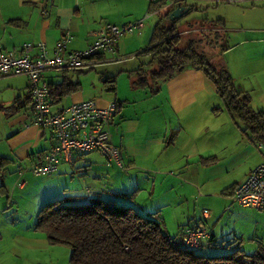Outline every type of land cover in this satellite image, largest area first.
I'll return each mask as SVG.
<instances>
[{
    "label": "crops",
    "instance_id": "obj_1",
    "mask_svg": "<svg viewBox=\"0 0 264 264\" xmlns=\"http://www.w3.org/2000/svg\"><path fill=\"white\" fill-rule=\"evenodd\" d=\"M213 1L222 0H182L180 5L189 7L193 4L198 7L199 4ZM149 2L0 0L1 51L20 55L23 44L29 43L33 48L29 50L28 55L33 58L38 55L36 44L43 42L48 53L52 54L55 44L65 33L71 36L66 50H82L93 40L94 32L108 23L123 25L141 20V30L151 15L154 17L160 13L164 14L170 7L168 4L158 11L150 12ZM43 10L46 14L42 13ZM152 29L146 46L139 48V53L148 48ZM219 30L224 32L227 28ZM241 30L243 32L238 36V42H231L227 49L219 51L218 56L224 58L220 63L226 66L234 83L242 72L247 71V75L255 78L251 82L255 89L259 75L263 77L264 82V63L260 62L264 54V28L261 26L254 30ZM123 44L119 38L115 45V54L105 52L100 56V61L122 52L121 48L125 47ZM236 48H241L239 55L230 56ZM139 50L125 54L132 57ZM248 69L251 71L248 72ZM85 71L88 70L81 72ZM48 73L60 76L59 72H47L48 81H61ZM12 76H22L25 79L22 83L7 85L12 94L8 99H2L5 97L4 89L1 90L2 80L11 76L0 77V264H43L42 252L47 249V239L43 232L34 229V222L39 207L48 200L74 196L78 201L86 202L91 198L100 197L131 205L144 215L157 212L156 218L161 222L163 231L171 236L160 218L161 207L164 206L160 203V198L154 197L156 177L151 175V169L173 166L168 175L174 179L164 178L162 182L170 188L176 185L177 188L184 189L183 192H177L175 196L164 200L179 203L186 209L187 220L178 226L177 233L180 236L183 227L197 224L202 214H206L204 220L207 223V220L214 218L215 212H220L223 205L225 211H231L234 204L231 201L234 187L262 160L258 145L243 136L238 126L232 128L233 133L230 135L218 132L212 139L208 136L203 140L195 133L193 126L198 122L202 124L200 133L210 131L209 126L205 124L204 115L212 109L209 106L213 99L218 100L219 96L212 81L201 70L187 67L172 78L158 83V90L155 92H151L147 87H135L130 83L131 90L124 95L115 92L114 97L108 94L94 97L91 94L85 95L81 86L77 92L64 97V103L62 100L59 104L52 105L53 109H60L71 102L93 98L99 105L104 106L110 100H115L119 108L110 124L111 140L119 148L124 168L120 169L97 151L74 154L72 163L62 162L56 172L48 175L50 178H69L72 180L70 185L65 183L63 189L58 188L50 192L54 194L41 196V189H36L35 184L29 182L28 171L25 169L32 161L41 158L51 149L55 139L49 129L23 125L31 117L27 78L25 75ZM74 81L80 82L77 79ZM237 87L250 93L242 86ZM252 97L251 95V101ZM196 112H201L202 116H194ZM167 117L175 127H172L175 136L170 140V144H165L166 137L160 133V125L167 123ZM229 146L232 150H228ZM169 147L171 151H168ZM22 168L20 177L17 170ZM182 172L186 174V180L181 176ZM179 179L185 184L180 185ZM186 190H194V197H190ZM134 191V196H129ZM30 193H35V197L26 196ZM123 193L126 195H122ZM144 194L148 196V200ZM166 196L169 197L170 194L163 198ZM25 200H35L36 204L31 211L24 209ZM28 212L34 222L28 220L30 222L23 227L22 220ZM210 234L211 237L214 236L212 231ZM35 239L41 241L37 246L30 244V241ZM27 251H31V256Z\"/></svg>",
    "mask_w": 264,
    "mask_h": 264
},
{
    "label": "trees",
    "instance_id": "obj_2",
    "mask_svg": "<svg viewBox=\"0 0 264 264\" xmlns=\"http://www.w3.org/2000/svg\"><path fill=\"white\" fill-rule=\"evenodd\" d=\"M149 3L150 12L158 11L168 4L170 7L155 22L149 46L142 52L151 57L150 63H155L156 67L146 72L141 64L133 71V86L147 87L155 92L158 83L172 78L187 67L201 70L214 84L223 110L233 120L240 122L237 125L240 133L251 142L264 145V110L252 107L250 93L235 85L225 65H214L212 59L215 54L207 55L205 49V45L212 42H206L203 38L195 39L194 36L181 46L183 41L176 26L178 19L170 21L169 13L182 4V0H155ZM189 7L188 13L196 9L193 4ZM221 24L223 21L219 19V22L209 26L215 29H209L214 32L215 39L227 37L225 31L219 30L222 29ZM222 47L221 52L228 46ZM60 73V82L49 81L51 105L59 104L64 97L81 88L80 82L67 76L66 71ZM104 82L113 84L115 81L114 78H106ZM112 84L107 87L114 90ZM29 101L31 103L30 96ZM221 110L212 108L214 112ZM19 171L23 173V168L17 170L18 175ZM134 194L135 191L129 196L133 197ZM157 214L144 215L131 205L100 197L85 202L78 201L74 196H64L48 200L39 207L34 229L43 232L50 244H64L69 248L68 264H264V247L259 246L258 250L246 254L238 236L227 243V248H232L229 252L213 256L199 254L196 250L204 244L213 245L214 236L210 234L197 247H190L182 241L181 236L184 228L191 225L184 226L180 236L171 237L163 231Z\"/></svg>",
    "mask_w": 264,
    "mask_h": 264
},
{
    "label": "rangeland",
    "instance_id": "obj_3",
    "mask_svg": "<svg viewBox=\"0 0 264 264\" xmlns=\"http://www.w3.org/2000/svg\"><path fill=\"white\" fill-rule=\"evenodd\" d=\"M165 11L167 12L168 8ZM164 14L160 13L154 17L153 15H151V17L147 20V22H145L144 27L141 30L140 28L135 29L132 32H128L121 36L120 41H123V45H125V47L121 48L122 52L120 51L119 54L115 56L112 55L113 57L110 59L100 61L98 66L91 70L85 72L70 71L66 74H69V77H73L74 80H80V84L83 87V92L85 95L91 94V96L99 97L104 94H108V96L114 97L115 92H118L120 95H124L125 93L129 92L131 90L130 83L132 84L135 78L133 71L138 69L141 64L143 65V69L146 72H149L151 69H154L156 67L155 63H150L151 57L148 54L139 53L141 50H139V48H144L146 46L145 44L148 40L147 38L149 37L155 20L159 19ZM219 19L223 21V25L221 24V27L227 28V30L225 31L227 37H217L215 39L214 32H211L209 30L212 29L213 31H215V29L209 28V26L211 24L214 25L219 22ZM176 26H178V30H180L181 41H183L181 46L185 45L189 37L194 36L195 39L203 38V40L206 42H212L208 43L207 46L205 45L206 54H215L212 62L215 66H219V64L221 65L220 62L224 61V58L218 56V53H220L219 51H221V49L223 48L222 46H228L232 44L231 42H238L236 40H238V36L242 34V28L249 30L258 29L261 26L262 28H264V1L254 2L248 0L245 2H228L222 0L199 4V6L196 7L194 11L178 18ZM136 50L139 51H137L132 57H130L129 54H125L134 52ZM240 51L241 48H236L229 55H234V57H236L239 55ZM116 59L121 60L114 61ZM260 62L264 63V54L262 56V59H260ZM249 70L250 69H248V72L251 71ZM48 75L55 78L56 80H60L62 78L61 76H54L52 73H48ZM106 78H114L115 82L113 84L112 82L105 83L104 80ZM24 79L25 78L22 76H11L3 79L1 90L4 89L5 97H2V99H8V97H10V95L12 94L10 89L6 87L7 85L22 83ZM254 79L255 78H253L251 75H247V71H245L241 73L240 77H237L236 82L240 85H238L236 82L235 85L240 87L242 86L243 88H246L250 91V94L253 96L251 101V105L253 108L264 109V82L262 81L263 77L259 75L258 86L255 85V89L251 86V82ZM108 84L114 85L116 89L112 91L111 89H109L110 87H107ZM65 101L66 98L63 100V103ZM209 107H218L222 110L219 112H214L212 111V109H210V111H208V113L204 115L206 116L205 124L209 126L210 131L200 133L202 124L198 122L193 126L195 128V133H198L199 137H201L203 140L207 139L208 136L210 137V139L216 137L215 135L218 132L227 133L229 135L233 133L232 128L235 126L237 127L240 122L237 120H233L228 112L225 109L223 110V103L221 99L218 98L217 100L216 98H214ZM194 116L201 117L202 113L196 112L194 113ZM166 120V124L164 123L163 126L160 125V133L162 136L165 135L166 137L165 144H170V140H172V138L175 136V132L172 128L174 127V125L170 123V119L168 117ZM170 149L171 148L169 147L168 151H171ZM228 150H232L231 146L228 147ZM170 168L174 167H163L157 169L153 168L151 169V175L153 177H156V189L154 192V197L160 198V203L164 206L161 207L160 218L163 219L164 224L172 237L179 233V224L186 222L187 219H185V207L181 206L179 203H170L164 201L172 196H175L177 192H183L184 190L183 187L177 188L176 185L175 187L170 188L166 183L162 182L164 178L174 179L173 177L168 175V173H171ZM162 169L166 170L163 171ZM175 172L177 173L178 171L176 170ZM180 174L183 179L186 180V174L184 172ZM27 176H29V182L35 184L36 189H41V196L46 194V196L54 194L50 192L58 188L63 189L65 183L70 185V183L72 182V180L69 178H50V176L48 175L34 176L30 172H28ZM178 181L180 185L185 184V182L180 179ZM218 186L220 185L218 184ZM186 191H188L190 197H194V190ZM168 194H170L169 197L166 196V198H163V196ZM30 195L35 197V193L26 194L27 197H29ZM22 197L24 198V196ZM147 198L148 196H146V199ZM35 204V200H25L23 206L25 210L31 211ZM224 207L225 205L221 207L219 213L215 212V214H213L214 218L207 220V225L210 231H212L214 234L213 245L204 244L202 247L197 249L196 252L206 256H213L229 252L232 250V248L228 249L227 243L230 240L235 239L237 235L239 237L242 236L240 239L241 248L246 254H251L254 251L258 250L259 246L264 247V212L256 210L252 207H240L236 203L232 205L231 211H225ZM205 208L209 209V207ZM30 215V212H28L26 217L23 218V227H26V224L30 222L28 220L34 222L32 221V219H30ZM30 242L31 245L37 246L41 241L35 239L31 240ZM7 243L10 245L9 242ZM46 247L47 249L42 252L44 255L43 264H68L70 250L66 245L50 244L47 240ZM30 252L31 251H27V254L30 255Z\"/></svg>",
    "mask_w": 264,
    "mask_h": 264
},
{
    "label": "built area",
    "instance_id": "obj_4",
    "mask_svg": "<svg viewBox=\"0 0 264 264\" xmlns=\"http://www.w3.org/2000/svg\"><path fill=\"white\" fill-rule=\"evenodd\" d=\"M42 13L46 14L44 10ZM141 27V20L123 25L108 23L94 32L93 40L84 49L77 51L66 50L71 36L65 33L55 44L52 54L48 53L45 43L38 42L36 44L38 55L33 58L28 55L29 50L33 48L29 43L23 44L20 55L4 53L0 46V77L25 75L27 78L31 117L23 125L49 129L55 139L54 146L27 167L32 174L47 175L56 171L62 162L72 163L74 154L92 151L99 152L108 161L123 168L119 148L112 143L110 132L117 102L110 100L106 105L101 106L96 99L90 98L71 102L60 109H53L46 73L92 69L99 64L100 56L105 52L115 54V45L121 36ZM258 149L261 152V162L234 188L231 201L240 207H252L264 212V145L258 143ZM21 174L22 171H19V175ZM204 217L206 214H202L201 220L195 227L184 228L181 238L190 247H197L200 241L210 236Z\"/></svg>",
    "mask_w": 264,
    "mask_h": 264
},
{
    "label": "water",
    "instance_id": "obj_5",
    "mask_svg": "<svg viewBox=\"0 0 264 264\" xmlns=\"http://www.w3.org/2000/svg\"><path fill=\"white\" fill-rule=\"evenodd\" d=\"M189 11H190V7L178 5L172 11H170L169 19L170 20L178 19V18L182 17L183 15L187 14Z\"/></svg>",
    "mask_w": 264,
    "mask_h": 264
}]
</instances>
